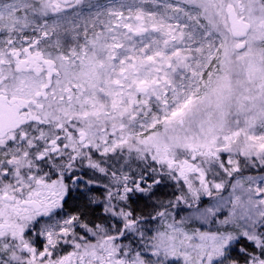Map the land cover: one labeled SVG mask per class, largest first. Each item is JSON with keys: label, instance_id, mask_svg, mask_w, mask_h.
I'll return each mask as SVG.
<instances>
[{"label": "snow or ice", "instance_id": "6c2138e0", "mask_svg": "<svg viewBox=\"0 0 264 264\" xmlns=\"http://www.w3.org/2000/svg\"><path fill=\"white\" fill-rule=\"evenodd\" d=\"M0 264H264V0H0Z\"/></svg>", "mask_w": 264, "mask_h": 264}]
</instances>
